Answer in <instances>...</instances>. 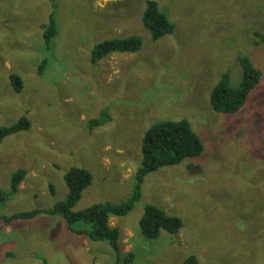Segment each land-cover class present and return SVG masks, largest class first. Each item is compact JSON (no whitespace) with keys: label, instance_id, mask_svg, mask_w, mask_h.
<instances>
[{"label":"rangeland","instance_id":"obj_1","mask_svg":"<svg viewBox=\"0 0 264 264\" xmlns=\"http://www.w3.org/2000/svg\"><path fill=\"white\" fill-rule=\"evenodd\" d=\"M146 1L0 0V125L22 116L31 123L0 143V189L9 192L11 174L26 171L17 192L0 202L1 215L63 200L73 166L92 175L75 211L125 201L144 135L158 122L187 120L204 146L146 174L132 210L110 217L119 255L59 217L0 218V264H184L190 256L195 264H264V0H155L175 26L158 40L141 21ZM51 13L58 33L46 51ZM132 36L141 39L138 51L93 61L98 43ZM242 55L261 78L238 111H214L212 88L226 71L239 82ZM146 204L180 217L179 232L143 236Z\"/></svg>","mask_w":264,"mask_h":264},{"label":"trees","instance_id":"obj_2","mask_svg":"<svg viewBox=\"0 0 264 264\" xmlns=\"http://www.w3.org/2000/svg\"><path fill=\"white\" fill-rule=\"evenodd\" d=\"M142 24L150 32L153 40L172 33L174 24L159 10L155 0H147L146 8L142 14ZM58 33L57 21L53 13L49 15L48 22L43 25V46L50 51L51 42ZM141 39L138 36L126 38L105 39L98 43L92 52L93 61H98L113 53H133L140 49ZM44 59L39 65L42 72L46 62ZM241 67V79L235 85L230 82L228 71L222 74L220 80L212 88L210 104L214 111L234 113L245 103L248 93L259 82L261 72L250 62L247 55L238 57ZM13 88L20 91L22 83L15 74L10 75ZM104 119L96 120L92 125H100ZM91 124V122H90ZM31 123L26 116L20 117L17 122L9 125H0V143L12 134L29 129ZM204 150L203 143L187 120H165L152 125L145 133L141 143L142 161L135 173V183L128 199L121 203L103 202L74 210L82 196L83 190L91 184L92 175L89 170L77 166L69 168L64 174V181L68 193L63 200L56 202L49 208H36L20 211L11 215H1L3 221L11 222L15 219L33 220L44 215L59 217L70 230L84 235L91 241L106 242L119 255V230L109 224L110 217L127 215L141 198V185L146 174L161 167L173 166L186 158L198 156ZM24 169H17L11 174L9 192L0 189V202H4L11 194L18 190L19 183L25 176ZM53 192V190H52ZM78 228H75L76 225ZM140 232L146 238L154 239L162 231L177 234L183 226L180 217L166 214L163 210L152 204H146L138 221ZM125 262H131L133 253L126 255ZM193 256L188 257L184 264H195ZM42 264H48L42 260Z\"/></svg>","mask_w":264,"mask_h":264}]
</instances>
